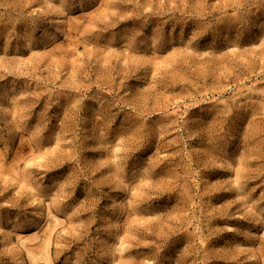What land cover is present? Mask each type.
Returning <instances> with one entry per match:
<instances>
[{"label":"rangeland","instance_id":"obj_1","mask_svg":"<svg viewBox=\"0 0 264 264\" xmlns=\"http://www.w3.org/2000/svg\"><path fill=\"white\" fill-rule=\"evenodd\" d=\"M0 264H264V0H0Z\"/></svg>","mask_w":264,"mask_h":264}]
</instances>
